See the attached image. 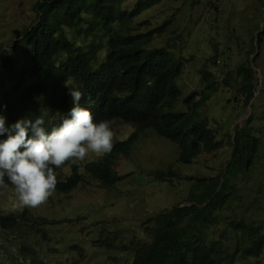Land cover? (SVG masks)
<instances>
[{
	"label": "trees",
	"instance_id": "1",
	"mask_svg": "<svg viewBox=\"0 0 264 264\" xmlns=\"http://www.w3.org/2000/svg\"><path fill=\"white\" fill-rule=\"evenodd\" d=\"M162 1L136 0L131 8L124 5V0L37 1L31 24L12 45L0 47V115L11 124L29 114L35 118L44 113L46 128L57 127L71 107L67 84L82 91L85 98L91 96L93 103L84 106L90 108L95 121L107 120L112 126L120 120L135 126L131 135L113 143L110 154L79 166L69 161L54 167L58 181L55 190L61 193L79 188L86 173L102 187L111 188L119 179L111 173L113 165L120 156L133 153L135 143L147 129L177 144V162L183 164L194 163L204 153H218L227 141L233 151L222 171L188 177L192 186L187 204L173 205L149 218L146 232L150 240L131 241V246L123 248L135 252L131 264H259L264 253V223L234 209L230 215L225 211L230 212V205L241 201L238 181L248 182L252 177L264 147L262 138L252 129L251 117L235 135L224 134L229 137L223 135L221 139L218 126L211 124L207 114L202 117L201 107L220 85H233L228 77L219 80L208 67L200 71L206 81L204 89L184 97L185 109L177 108L183 95L179 80L186 70L184 56L178 55L181 50L171 45V39L148 47L155 37L176 31L171 28L173 18L148 32L134 33V27L150 23L133 25L136 17ZM88 38L93 41L83 43ZM218 57L215 54L211 61ZM249 62L236 69L241 82L237 88L234 85L236 98L244 96L245 106L251 104L255 94L256 72ZM3 139L6 134L0 136ZM66 165L71 172L63 176L59 171ZM153 177L172 182L179 175L171 166L167 171H154ZM5 184L11 185L7 179ZM29 221L28 210L0 213L3 231H14ZM221 225L223 229L218 232ZM37 230L46 237L44 228ZM118 237L115 234L95 241L114 247L112 240ZM78 249L83 250L80 246Z\"/></svg>",
	"mask_w": 264,
	"mask_h": 264
},
{
	"label": "rangeland",
	"instance_id": "2",
	"mask_svg": "<svg viewBox=\"0 0 264 264\" xmlns=\"http://www.w3.org/2000/svg\"><path fill=\"white\" fill-rule=\"evenodd\" d=\"M39 0H0V47H9L21 31L35 19L34 4ZM136 0H124L131 8ZM164 0L142 12L133 25L143 23L134 31L148 32L173 18L171 28L155 37L148 47L170 43L184 56L186 70L179 80L183 95L177 105L185 109L184 97L202 91L206 81L201 69L208 67L217 78H229L232 87L220 85L212 99L200 109L212 125L218 126V137L236 134V130L251 126L264 144V0ZM263 33L258 41V34ZM182 34V37H179ZM254 39V42H253ZM91 38L83 43L90 44ZM183 47V49H181ZM219 55L212 62L211 58ZM250 57V58H249ZM219 61V62H218ZM250 61V62H249ZM249 62L256 72L254 99L244 105V96L236 98L241 78L236 69ZM239 81V82H238ZM235 85V87H234ZM111 128L114 142L124 140L135 126L116 120ZM225 138L229 135H224ZM136 146V147H135ZM130 156H120L112 167V175L119 179L111 188H104L89 173L85 182L69 193L54 191L47 202L35 208L14 207L17 202L13 185L0 187V213L28 210L29 222H22L14 231L0 229V264H131L135 255L131 241L150 240L147 222L159 212L176 204H187L192 186L190 176H209L222 171L233 148L225 141L218 153H204L192 164L177 162L178 146L172 140L149 129L142 133ZM89 153L85 162L98 159ZM257 166L248 182L238 181L242 197L238 205L231 204L238 214L264 223V147L259 153ZM70 165L61 168L63 176L71 172ZM173 166L179 177L159 181L153 177L156 170L167 171ZM44 228L42 235L37 228ZM223 226L218 227L221 232ZM114 247L101 244L100 238L113 237ZM27 245L24 249L22 246ZM77 246V247H75ZM82 247V251L78 249ZM259 264H264V253Z\"/></svg>",
	"mask_w": 264,
	"mask_h": 264
},
{
	"label": "clouds",
	"instance_id": "3",
	"mask_svg": "<svg viewBox=\"0 0 264 264\" xmlns=\"http://www.w3.org/2000/svg\"><path fill=\"white\" fill-rule=\"evenodd\" d=\"M66 86L71 107L57 127L46 128L44 113L35 118L29 114L11 124L0 115V136L6 134L0 140V187H6L5 179L14 186V207L46 203L58 183L54 167L69 161L79 166L89 153L103 157L113 149L111 122L95 121L90 108L84 106L93 103L91 96L85 98L82 91Z\"/></svg>",
	"mask_w": 264,
	"mask_h": 264
}]
</instances>
